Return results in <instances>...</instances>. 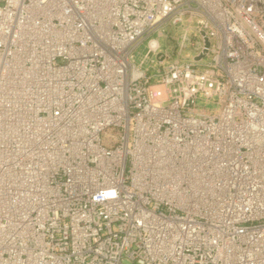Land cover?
Segmentation results:
<instances>
[{
	"label": "built area",
	"instance_id": "built-area-1",
	"mask_svg": "<svg viewBox=\"0 0 264 264\" xmlns=\"http://www.w3.org/2000/svg\"><path fill=\"white\" fill-rule=\"evenodd\" d=\"M0 264H264V0H0Z\"/></svg>",
	"mask_w": 264,
	"mask_h": 264
},
{
	"label": "rangeland",
	"instance_id": "rangeland-1",
	"mask_svg": "<svg viewBox=\"0 0 264 264\" xmlns=\"http://www.w3.org/2000/svg\"><path fill=\"white\" fill-rule=\"evenodd\" d=\"M184 31V26L179 25L177 28L172 29V31L169 33V37H162L161 38V44H168V45H175L174 38L182 34ZM173 38V39H172ZM173 40V41H172ZM172 41V42H171ZM173 43V44H172ZM181 54L182 56H188L191 54L190 49L180 51L178 47L176 46L173 50V54Z\"/></svg>",
	"mask_w": 264,
	"mask_h": 264
},
{
	"label": "water",
	"instance_id": "water-1",
	"mask_svg": "<svg viewBox=\"0 0 264 264\" xmlns=\"http://www.w3.org/2000/svg\"><path fill=\"white\" fill-rule=\"evenodd\" d=\"M205 43H206V46H208L209 45V41H208V39H205Z\"/></svg>",
	"mask_w": 264,
	"mask_h": 264
}]
</instances>
